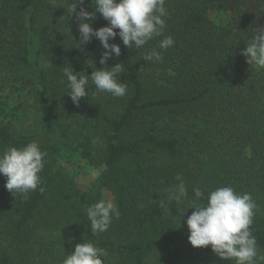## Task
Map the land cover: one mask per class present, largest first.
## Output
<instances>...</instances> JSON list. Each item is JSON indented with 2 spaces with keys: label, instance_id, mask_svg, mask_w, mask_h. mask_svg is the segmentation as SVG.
<instances>
[{
  "label": "trees",
  "instance_id": "16d2710c",
  "mask_svg": "<svg viewBox=\"0 0 264 264\" xmlns=\"http://www.w3.org/2000/svg\"><path fill=\"white\" fill-rule=\"evenodd\" d=\"M73 3L0 0V66L11 73L16 94L15 101L0 102V152L32 141L47 152L44 192L14 198L0 176V264H62L89 240L107 250L103 264H221L211 246L190 245L192 209L159 206L177 174L188 200L197 187L250 193L258 205L251 231L264 255V70L241 54L255 28L264 27V0H166L164 36L175 45L163 62L142 59L159 50L163 36L138 49L117 36L109 43L121 54L107 67L124 64L126 96L92 97L89 81L78 107L67 95L63 69L90 77L104 65L96 38L77 48L78 21L67 11ZM81 7L92 13L95 0L77 5V13ZM210 10L226 13V22H212ZM84 22L94 30L108 26L99 13ZM75 159L96 171L87 184L80 183ZM101 199L120 216L93 236L86 209Z\"/></svg>",
  "mask_w": 264,
  "mask_h": 264
},
{
  "label": "clouds",
  "instance_id": "9594fccd",
  "mask_svg": "<svg viewBox=\"0 0 264 264\" xmlns=\"http://www.w3.org/2000/svg\"><path fill=\"white\" fill-rule=\"evenodd\" d=\"M83 4L84 0H75L67 9L69 14L75 13L78 21L80 40L76 43L77 48L96 38L103 49L99 63L104 67L93 70L90 77L83 72H74L70 66L63 69L69 89L67 95L77 107L80 99L89 95V81L95 87L92 97L109 94L113 98H122L127 94V83L120 79L124 64L107 67L108 60L121 54L120 46L109 41L119 36L125 47L138 49L163 36L158 43L159 50L153 48L142 57L144 61L152 63L163 62V52L175 45L171 35L164 36L168 15L166 0H95L94 12L89 13L81 7L77 13V5ZM97 13L107 21L108 26L94 30L91 23L84 21L94 20ZM241 54L246 57L248 65L264 70V27L255 28L254 35ZM65 80L61 83H65ZM93 143L97 141L93 140ZM46 156L47 152L41 150L37 141L20 148L9 146L0 152V176L6 178L5 189L14 198L19 195L22 200H27L29 193L37 189L44 192L40 173L44 170ZM175 180L178 183L164 190L166 195L159 206L163 208L174 202L177 205L185 204L188 210H193L186 220L188 241L193 248L211 246V251L229 264L264 262V255L259 253L257 239L251 231L258 205L250 193L240 195L231 186L218 187L206 193L197 187L193 189L194 199L188 200L182 175L177 174ZM201 199L206 202H199ZM186 212H183L182 218ZM86 216L92 235L99 236L108 231L114 219H119L120 212L114 203L101 199L87 207ZM107 255L106 249L97 247L89 240L77 244L71 254L65 255L62 264H103L102 257Z\"/></svg>",
  "mask_w": 264,
  "mask_h": 264
},
{
  "label": "rangeland",
  "instance_id": "374dc122",
  "mask_svg": "<svg viewBox=\"0 0 264 264\" xmlns=\"http://www.w3.org/2000/svg\"><path fill=\"white\" fill-rule=\"evenodd\" d=\"M208 15H209L210 20L212 22H214L215 24L220 25V24H224L226 22V18H227L226 13L215 12V11L210 10ZM10 76H11V73H7L4 70V66L3 67L0 66V80L2 79L6 84L4 89H2L0 87V102H1V100L5 101L7 103L9 101H15L14 98H15L16 94H14L13 90L10 87V85H11ZM24 99L27 100V103L29 104V106L32 105L31 98L26 96ZM18 100H21V99H18ZM76 161H78V160H76ZM75 165L77 167V170L79 171L78 177H79L80 183L87 184L89 181L94 179V176L96 175V171L93 167L88 165L86 162H82V161L76 162ZM221 264H229V262L221 260ZM232 264H234V262H232Z\"/></svg>",
  "mask_w": 264,
  "mask_h": 264
}]
</instances>
